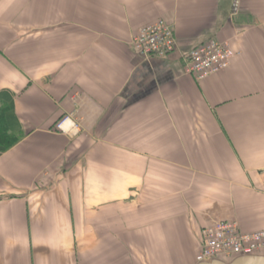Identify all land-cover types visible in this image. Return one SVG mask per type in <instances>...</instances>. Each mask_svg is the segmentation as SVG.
Instances as JSON below:
<instances>
[{
    "label": "crops",
    "instance_id": "obj_1",
    "mask_svg": "<svg viewBox=\"0 0 264 264\" xmlns=\"http://www.w3.org/2000/svg\"><path fill=\"white\" fill-rule=\"evenodd\" d=\"M161 19L178 49L134 53ZM212 39L236 57L199 80ZM3 93L0 264H233L202 231L264 230V0H0Z\"/></svg>",
    "mask_w": 264,
    "mask_h": 264
},
{
    "label": "built area",
    "instance_id": "obj_2",
    "mask_svg": "<svg viewBox=\"0 0 264 264\" xmlns=\"http://www.w3.org/2000/svg\"><path fill=\"white\" fill-rule=\"evenodd\" d=\"M134 53L144 58H165L178 49L173 26L165 19L144 26L130 43ZM236 57V51L227 43L209 40L196 47L185 62V72L203 80L224 72ZM68 116L61 120L58 129L75 131L79 126ZM71 122L66 129L64 126ZM264 254V230L244 233L232 221H219L205 228L201 235V249L196 257L198 263L212 261H235L239 258Z\"/></svg>",
    "mask_w": 264,
    "mask_h": 264
},
{
    "label": "trees",
    "instance_id": "obj_3",
    "mask_svg": "<svg viewBox=\"0 0 264 264\" xmlns=\"http://www.w3.org/2000/svg\"><path fill=\"white\" fill-rule=\"evenodd\" d=\"M1 99H8L6 94H0V100ZM6 124H8V127H11L12 129L15 127L16 125V119L14 118V104L12 102L11 104V112L9 114H7V118H6ZM2 138H0V142H2L3 140H1ZM15 141H13L12 143H6L5 145L1 146L0 145V154L3 152H6L7 149L14 145Z\"/></svg>",
    "mask_w": 264,
    "mask_h": 264
},
{
    "label": "water",
    "instance_id": "obj_4",
    "mask_svg": "<svg viewBox=\"0 0 264 264\" xmlns=\"http://www.w3.org/2000/svg\"><path fill=\"white\" fill-rule=\"evenodd\" d=\"M249 259L247 262H243L244 260ZM217 262V261H212ZM233 264H264V257L262 256H253V257H245L237 259Z\"/></svg>",
    "mask_w": 264,
    "mask_h": 264
},
{
    "label": "bare ground",
    "instance_id": "obj_5",
    "mask_svg": "<svg viewBox=\"0 0 264 264\" xmlns=\"http://www.w3.org/2000/svg\"><path fill=\"white\" fill-rule=\"evenodd\" d=\"M71 122H68L64 127L67 129L70 126Z\"/></svg>",
    "mask_w": 264,
    "mask_h": 264
},
{
    "label": "rangeland",
    "instance_id": "obj_6",
    "mask_svg": "<svg viewBox=\"0 0 264 264\" xmlns=\"http://www.w3.org/2000/svg\"><path fill=\"white\" fill-rule=\"evenodd\" d=\"M0 138H2V136H1V133H0ZM2 140V139H1ZM1 144H2V142H0ZM249 259H247V260H244L243 262H247Z\"/></svg>",
    "mask_w": 264,
    "mask_h": 264
}]
</instances>
